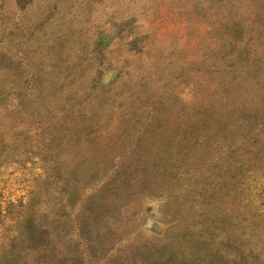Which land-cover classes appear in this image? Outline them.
<instances>
[{"label": "rangeland", "instance_id": "rangeland-1", "mask_svg": "<svg viewBox=\"0 0 264 264\" xmlns=\"http://www.w3.org/2000/svg\"><path fill=\"white\" fill-rule=\"evenodd\" d=\"M0 264H264V0H0Z\"/></svg>", "mask_w": 264, "mask_h": 264}]
</instances>
